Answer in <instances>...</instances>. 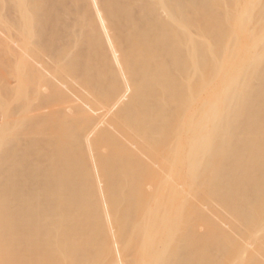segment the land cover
Listing matches in <instances>:
<instances>
[{"label": "bare ground", "instance_id": "1", "mask_svg": "<svg viewBox=\"0 0 264 264\" xmlns=\"http://www.w3.org/2000/svg\"><path fill=\"white\" fill-rule=\"evenodd\" d=\"M0 264H264V0H0Z\"/></svg>", "mask_w": 264, "mask_h": 264}]
</instances>
